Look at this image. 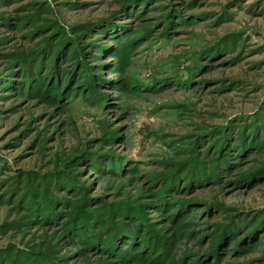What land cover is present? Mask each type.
Masks as SVG:
<instances>
[{
    "label": "rangeland",
    "instance_id": "obj_1",
    "mask_svg": "<svg viewBox=\"0 0 264 264\" xmlns=\"http://www.w3.org/2000/svg\"><path fill=\"white\" fill-rule=\"evenodd\" d=\"M34 263L264 264V0H0V264Z\"/></svg>",
    "mask_w": 264,
    "mask_h": 264
},
{
    "label": "trees",
    "instance_id": "obj_2",
    "mask_svg": "<svg viewBox=\"0 0 264 264\" xmlns=\"http://www.w3.org/2000/svg\"><path fill=\"white\" fill-rule=\"evenodd\" d=\"M57 54H59V53H57ZM60 58H61V56H60V57L57 56V60L60 59ZM59 61H60V60H59ZM241 134L247 135V134H245L244 132H242ZM241 134H240V135H241ZM175 179H178V178H175ZM242 183H247L246 178H244V179L242 180ZM47 195H48V194H47ZM41 196H42V195H41ZM43 197H45V199H46L47 201H49L48 198H47L46 196H43ZM43 197H41V199H42ZM38 198H39V196H38ZM35 202H37L38 204H40V203H41V200H35L34 203H35ZM44 204H45L46 207H48V204H47V203H44ZM44 204H43V205H44ZM23 205H24V207H29L26 203H24ZM32 207H33V206H31V208H32ZM36 207H37V206H36ZM39 209H40V208H39ZM82 224H83L84 228H88V225H87L85 222H83ZM117 225H118V224H113L112 227H111V230H112V231H115L116 233L118 232V235H122V234H123V235L127 236L128 234H126L123 230H117V229H122V227H121L120 225H118V226H117ZM114 226L116 227V230L113 229V228H115ZM115 232H114V233H115ZM114 233H113V234H114ZM116 233H115V236H117ZM120 237H121V236H120ZM34 264H35V263H34Z\"/></svg>",
    "mask_w": 264,
    "mask_h": 264
}]
</instances>
